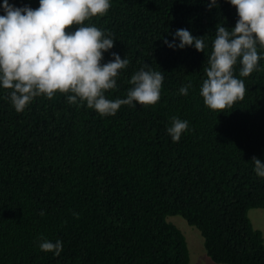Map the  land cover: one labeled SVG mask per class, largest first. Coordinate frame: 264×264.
Returning a JSON list of instances; mask_svg holds the SVG:
<instances>
[{
	"label": "trees",
	"instance_id": "16d2710c",
	"mask_svg": "<svg viewBox=\"0 0 264 264\" xmlns=\"http://www.w3.org/2000/svg\"><path fill=\"white\" fill-rule=\"evenodd\" d=\"M209 3L110 0L105 15L85 21L112 34L101 64L113 52L129 61L105 97L126 98L131 76L147 64L164 76L154 105L101 116L56 93L17 112L0 86V264H188L185 238L167 220L174 215L198 231L212 262L264 264L262 234L247 217L264 207V177L251 163H264V49L250 76L239 75V58L233 68L244 99L208 109L200 90L216 25L231 30L239 18L228 0ZM178 29L205 37L204 53L167 47ZM173 117L189 124L179 141L167 131ZM41 237L61 240L60 255L41 251Z\"/></svg>",
	"mask_w": 264,
	"mask_h": 264
},
{
	"label": "clouds",
	"instance_id": "9594fccd",
	"mask_svg": "<svg viewBox=\"0 0 264 264\" xmlns=\"http://www.w3.org/2000/svg\"><path fill=\"white\" fill-rule=\"evenodd\" d=\"M228 2L236 8L239 18L231 30L216 25L212 51L203 69L206 79L200 90L205 106L218 112L244 99L245 84L233 73L238 58L239 75L248 77L262 58L258 47L264 49V0ZM216 5L217 0H210L208 7ZM2 8L0 86L11 90L8 98L17 112H22L36 97L43 95L52 99L56 93H70L69 104L86 103L101 116H114L122 105L134 106L135 102L150 106L160 99L164 76L147 64L131 76L132 87L126 98L109 100L105 97V92L116 88V77L129 61L113 52L112 59L101 64L103 54L114 47L112 34L96 26L83 25L92 17L105 15L110 0H39L37 9L16 8L4 0ZM163 43L171 49L194 46L197 52L203 53L206 47L205 37H194L186 29H178L172 42L165 39ZM189 87L182 86L179 94L186 96ZM188 128V121L173 117L167 131L173 141H179ZM251 163L255 174L264 177V163L256 157ZM73 215L78 218V214ZM39 248L59 256L62 241L41 237Z\"/></svg>",
	"mask_w": 264,
	"mask_h": 264
},
{
	"label": "rangeland",
	"instance_id": "374dc122",
	"mask_svg": "<svg viewBox=\"0 0 264 264\" xmlns=\"http://www.w3.org/2000/svg\"><path fill=\"white\" fill-rule=\"evenodd\" d=\"M247 217L251 226L260 230L264 242V207L250 208ZM167 220L172 222L183 234L188 250V264H217L208 259L202 247V238L198 231L188 226L185 221L177 215L168 216Z\"/></svg>",
	"mask_w": 264,
	"mask_h": 264
}]
</instances>
